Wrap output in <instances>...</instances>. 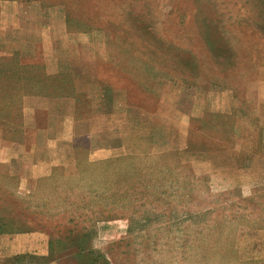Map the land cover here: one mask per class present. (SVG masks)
I'll return each instance as SVG.
<instances>
[{
    "label": "rangeland",
    "instance_id": "374dc122",
    "mask_svg": "<svg viewBox=\"0 0 264 264\" xmlns=\"http://www.w3.org/2000/svg\"><path fill=\"white\" fill-rule=\"evenodd\" d=\"M0 264H264V0H0Z\"/></svg>",
    "mask_w": 264,
    "mask_h": 264
},
{
    "label": "crops",
    "instance_id": "0c3cea01",
    "mask_svg": "<svg viewBox=\"0 0 264 264\" xmlns=\"http://www.w3.org/2000/svg\"><path fill=\"white\" fill-rule=\"evenodd\" d=\"M26 66L28 67L27 72L22 70L24 69L23 66L21 67V71L18 77V86H17V89H19L18 91L20 94L19 104H20V111H21V117H22V128L24 130H26V127H28L26 119L28 120L29 115H32V118L34 121L33 128L36 127L40 129V126L37 123V117H38L39 112L40 113L52 112L50 106L47 103L51 104L52 102H56V103L64 102V103L69 104L71 106V114L74 115L75 120L77 122L79 121L81 122L84 120V117L81 116L82 108L84 105V103L81 102L82 97L86 101L84 106L87 108V110L89 109L88 110L89 116L91 114H96V113L99 114L100 112L106 113L105 109L108 108L109 106L108 105L105 106V104L102 110L99 107L96 110L93 108L90 109V104L88 101L90 99V96L88 92L81 91L78 89L76 80L71 77V72L59 71L56 73H50L46 69L45 64H40L38 62H30L28 64L26 63ZM64 75L68 76L69 81L67 83H63L64 78H62L61 76H64ZM43 101L47 102L44 104L48 108H44L40 106L38 107V104H40ZM75 136L76 138L84 137L88 139V137L90 136V133L88 131L80 132V133L75 134ZM88 143L89 142L87 141V145L85 148L86 152H88ZM73 149L75 152L78 151L77 150L78 148L76 149V146L74 144H73ZM189 150H187V152ZM193 151H196V150H193ZM205 152L206 151H203V153ZM103 161H100V160L90 161L89 159H87V161L84 162L83 164L84 166L80 165L78 166V169H83V168L84 169H98L100 166V163L101 162L103 163ZM47 165L54 166V165H61V164H57L56 162H50Z\"/></svg>",
    "mask_w": 264,
    "mask_h": 264
},
{
    "label": "trees",
    "instance_id": "16d2710c",
    "mask_svg": "<svg viewBox=\"0 0 264 264\" xmlns=\"http://www.w3.org/2000/svg\"><path fill=\"white\" fill-rule=\"evenodd\" d=\"M28 84H30V83H28ZM17 92H19V91L17 90Z\"/></svg>",
    "mask_w": 264,
    "mask_h": 264
}]
</instances>
